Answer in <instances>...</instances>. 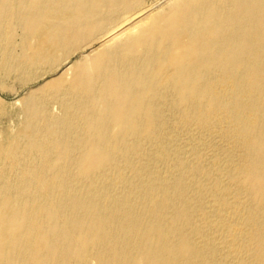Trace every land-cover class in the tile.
Listing matches in <instances>:
<instances>
[{
    "label": "bare ground",
    "instance_id": "1",
    "mask_svg": "<svg viewBox=\"0 0 264 264\" xmlns=\"http://www.w3.org/2000/svg\"><path fill=\"white\" fill-rule=\"evenodd\" d=\"M145 1L0 0V264H264V0Z\"/></svg>",
    "mask_w": 264,
    "mask_h": 264
},
{
    "label": "rangeland",
    "instance_id": "2",
    "mask_svg": "<svg viewBox=\"0 0 264 264\" xmlns=\"http://www.w3.org/2000/svg\"><path fill=\"white\" fill-rule=\"evenodd\" d=\"M176 1L177 0H146L143 5V8L145 9V12L143 13V15L131 21V23L126 28L131 29L139 21L141 20L146 21V19L149 18L150 16H155L156 14H160V13L167 11ZM90 55H91V49L87 50L86 52L82 54H77L71 58L70 64H74L78 61L80 62ZM55 76L56 75L49 76L50 78L48 77V79L54 78ZM16 83L17 82H12V83L9 82L8 85L10 86V90L5 93L0 92V98H1L0 106L3 107V112H4V115L1 116L0 127L4 133L8 131L7 130V127H8L7 115H12L13 121H14L13 126H15V128L21 122V119H19L17 115V112L19 109H18V106L16 105V101L22 98L27 93V90H22L16 95L15 91L19 88L18 84ZM39 83L37 85L32 86L31 89L33 90L36 87L40 86L43 83V81H40Z\"/></svg>",
    "mask_w": 264,
    "mask_h": 264
}]
</instances>
